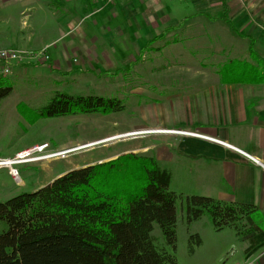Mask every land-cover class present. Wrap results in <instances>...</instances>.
Instances as JSON below:
<instances>
[{"label": "crops", "instance_id": "crops-1", "mask_svg": "<svg viewBox=\"0 0 264 264\" xmlns=\"http://www.w3.org/2000/svg\"><path fill=\"white\" fill-rule=\"evenodd\" d=\"M187 2L186 8L179 5L172 10L173 4L155 0H0V47L37 48L48 45V69L60 70L66 75L79 72L110 76L122 71V76L126 77L132 69L144 76H162L167 71L206 75L205 68H192V62L184 64L186 66L180 70L167 66L163 68L161 52L185 40L190 42L202 38L203 42L209 44L211 38L224 40V36L228 37V41H222L229 44L227 48L223 46L215 51L216 54L224 52L218 54L224 59L215 69L217 80L209 82L198 78L196 80L199 82L195 83V79H187L190 84L186 88L174 89L170 95L177 99L173 104L174 108L178 107L177 117L184 119L189 113L192 123L205 126V129L171 126L195 133L154 132L193 139L190 147L192 154L201 152L210 160L217 161L218 189L208 195L255 206L254 211L243 218L248 225L254 226V233L238 235L233 227H213L217 235H214L211 246L205 245L203 232L195 226L203 218L206 221L202 222L209 227V217L204 214L193 220L190 230L197 231L202 242L192 254L222 252L234 244L237 253L229 264H264V82L223 80L218 70L223 62L231 58L252 61L250 47L264 58V26L259 25L257 31V25L251 21L250 25L241 24L242 29L236 31L229 16L233 9L232 0ZM224 4L229 22L221 16ZM247 4L242 0L241 6L245 7L242 13L246 11ZM170 6L175 22L166 23L171 16L163 12ZM196 12L207 17V20H193ZM217 20H223L225 26L218 24ZM209 21L212 22L207 24ZM216 27L222 29V33L215 30ZM181 32L184 35L179 36ZM231 32L240 39L238 47L229 39ZM241 40H245L244 43ZM132 48H136V51L130 55ZM212 50L209 49V53ZM185 52L183 50L181 54L175 53L166 58L178 62ZM193 53L194 49H190L189 54ZM145 61H149L148 65ZM38 63L41 62L26 61L15 68L18 72H25ZM200 65L205 67L203 62ZM140 86L138 91H144L145 85ZM147 147V144L138 141L123 148L124 151H142ZM116 154L112 153L104 159Z\"/></svg>", "mask_w": 264, "mask_h": 264}, {"label": "rangeland", "instance_id": "rangeland-1", "mask_svg": "<svg viewBox=\"0 0 264 264\" xmlns=\"http://www.w3.org/2000/svg\"><path fill=\"white\" fill-rule=\"evenodd\" d=\"M245 1L248 3L247 9L242 13L241 10L244 7L241 6L242 0H232L233 9L229 14L231 23L236 31H239L242 29L241 24L250 25V22L254 21V25L258 27L255 30L258 31L259 25L264 26V0ZM155 2L173 4L172 10L179 5L186 8L188 3L187 0H180L179 3L176 0H155ZM172 12L171 6L163 12L164 15L171 16L166 23L175 22ZM193 20L202 22L206 21L207 17L196 12ZM216 22L225 26L223 20ZM215 30L222 33V29L216 27ZM231 33L232 36H229V39L238 47L240 39L238 40L236 34ZM178 35L184 34L181 32ZM224 37V40L211 38L209 44L203 42L202 38L192 39L190 42L185 40L170 50L166 48L161 52L163 68L167 66L180 70L186 66L184 64L192 62V68H205L208 73L206 75L200 72H194L193 75L183 71L179 73L167 71L162 73V76H144L134 71L135 69H132L126 77L122 76V71L110 76L79 72L66 75L60 70L48 69L46 62L49 61L50 54L48 60L35 61L41 63L31 65L29 71L18 72L14 67L12 73L6 76L12 86L10 92L6 95L0 94V158H3L0 160V201L23 191L34 190L68 169L107 160L104 158L112 153H118L117 156L127 152H142L154 156L161 167L169 170V188L179 195L176 200V255L179 264H229L237 253L234 244L222 252L204 253L203 251L204 256L201 252L193 255L187 250L188 234L193 231L190 230V223L188 224L185 219V197L189 194H207L217 191V161L210 160L201 152L192 154L190 147L194 142L193 139H187L178 134L154 132V130L181 132L185 130L174 128L177 126L205 129V126L197 124L195 126L189 113H186L184 119L177 117L178 107L174 108L173 105L177 99L171 98L170 95L174 89L186 88L190 84L187 79H195V83L199 82L196 80L198 78H203L204 81L207 79L209 82L217 80L215 69L224 59V57H218V54L224 52L216 54L215 51L223 46L226 49L229 45L223 44L222 41H226L225 39L228 41V37ZM244 41L241 40V43ZM42 47L48 48V45L18 49L37 50ZM211 48L213 52L209 53ZM190 49H194L192 55L189 54ZM183 50L186 54L180 56L178 62L166 58L175 53L181 54ZM135 51L136 48H132L129 54L132 55ZM148 62L144 63L148 65ZM201 62L205 67L200 65ZM140 85H145L144 91H138L140 87H143ZM57 90L71 94L117 97L122 106L106 111L100 109L60 115H40L43 106L51 100ZM157 125L168 127H154ZM138 141L147 144L148 147L142 151H124V146L134 145ZM23 152L32 153L22 158L18 157ZM10 166L13 169L16 168L15 175L11 174ZM202 221L206 220L201 218L195 226L203 232L205 245L211 246L214 235L217 234L214 232L211 221L209 227ZM7 226L6 221L0 219V232ZM152 232L159 241L162 240L157 224L154 225Z\"/></svg>", "mask_w": 264, "mask_h": 264}, {"label": "trees", "instance_id": "trees-1", "mask_svg": "<svg viewBox=\"0 0 264 264\" xmlns=\"http://www.w3.org/2000/svg\"><path fill=\"white\" fill-rule=\"evenodd\" d=\"M221 16L230 21L227 7ZM252 61L231 58L219 72L223 80L264 82V58L251 47ZM7 76V75H6ZM0 76V94L12 86ZM117 97L71 94L57 90L40 115H60L120 108ZM170 172L154 156L127 152L71 168L31 191L0 201V264H179L178 193L169 188ZM254 204L225 201L207 194L185 197L189 224L207 214L215 229L233 227L239 235L254 233L243 221ZM157 224L162 234H153ZM202 242L189 232L187 250Z\"/></svg>", "mask_w": 264, "mask_h": 264}, {"label": "built area", "instance_id": "built-area-1", "mask_svg": "<svg viewBox=\"0 0 264 264\" xmlns=\"http://www.w3.org/2000/svg\"><path fill=\"white\" fill-rule=\"evenodd\" d=\"M48 59L49 52L47 47H42L37 50L18 49L15 47H0V76H6L11 74L13 68L20 63L26 61H45ZM183 132L195 133L185 130H183ZM18 153L19 152H17V154ZM1 159L3 158H0V160ZM14 169L12 166H10V172L12 175H15L16 168L14 167Z\"/></svg>", "mask_w": 264, "mask_h": 264}, {"label": "bare ground", "instance_id": "bare-ground-1", "mask_svg": "<svg viewBox=\"0 0 264 264\" xmlns=\"http://www.w3.org/2000/svg\"><path fill=\"white\" fill-rule=\"evenodd\" d=\"M186 133V132H185ZM37 148V147H36ZM35 149V148H34ZM30 151H32V149H30ZM28 153H32V152H23L21 153L18 157H24V156H27Z\"/></svg>", "mask_w": 264, "mask_h": 264}]
</instances>
